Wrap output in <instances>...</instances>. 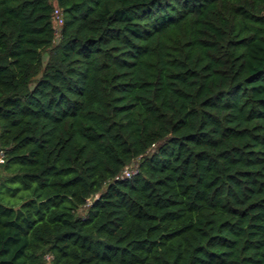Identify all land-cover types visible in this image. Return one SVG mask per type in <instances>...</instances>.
<instances>
[{
    "label": "trees",
    "instance_id": "trees-1",
    "mask_svg": "<svg viewBox=\"0 0 264 264\" xmlns=\"http://www.w3.org/2000/svg\"><path fill=\"white\" fill-rule=\"evenodd\" d=\"M0 150V264H264V0H0Z\"/></svg>",
    "mask_w": 264,
    "mask_h": 264
},
{
    "label": "built area",
    "instance_id": "built-area-1",
    "mask_svg": "<svg viewBox=\"0 0 264 264\" xmlns=\"http://www.w3.org/2000/svg\"><path fill=\"white\" fill-rule=\"evenodd\" d=\"M54 12H55V18L57 19V22L58 23H61V21H62V17H61V15H60V11H59V9L56 7L55 9H54ZM3 158H4V152H3V150H0V162H2L3 161ZM136 171V169H134V170H128V169H126V170H124L123 171V174H125V175H130V173H133V172H135ZM121 177H123V176H121ZM118 178V177H117Z\"/></svg>",
    "mask_w": 264,
    "mask_h": 264
},
{
    "label": "rangeland",
    "instance_id": "rangeland-1",
    "mask_svg": "<svg viewBox=\"0 0 264 264\" xmlns=\"http://www.w3.org/2000/svg\"><path fill=\"white\" fill-rule=\"evenodd\" d=\"M44 59H46V55H44ZM136 166H137V162L134 161V162L132 163V165L129 166V170H130V171H131V170H134V169L136 168ZM123 175H125V174H123ZM85 207H86V206H85ZM84 210H85V208L80 209L79 213L82 214V213L84 212Z\"/></svg>",
    "mask_w": 264,
    "mask_h": 264
}]
</instances>
